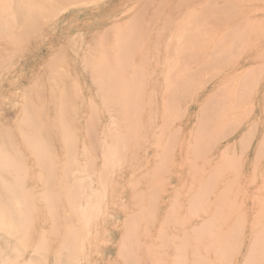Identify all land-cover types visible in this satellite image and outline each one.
<instances>
[{
    "label": "bare ground",
    "instance_id": "bare-ground-1",
    "mask_svg": "<svg viewBox=\"0 0 264 264\" xmlns=\"http://www.w3.org/2000/svg\"><path fill=\"white\" fill-rule=\"evenodd\" d=\"M94 1L0 0V264H264V7Z\"/></svg>",
    "mask_w": 264,
    "mask_h": 264
},
{
    "label": "rangeland",
    "instance_id": "rangeland-1",
    "mask_svg": "<svg viewBox=\"0 0 264 264\" xmlns=\"http://www.w3.org/2000/svg\"><path fill=\"white\" fill-rule=\"evenodd\" d=\"M103 1L104 0H95L91 4V7H89V8L86 7L87 10L84 9V10L87 11V14H88L87 16H92L91 12L94 13L93 14V22H94V25L97 28V30H100L103 27V20L106 17H109L110 18V16H111V14H100V13H98V8L100 7V5L103 4ZM92 7L94 8L93 10H91ZM258 7H264V0H253V8H258ZM77 8H79V7L78 6L75 7L74 5H70L66 9H64V11H62V13L59 14L58 17L65 16V17L69 18L72 15L70 21L67 19L66 23L62 27H65L66 26V30H72V31H76V32L82 33L83 34L82 35L83 38H81L80 40H78V42L83 43L86 40H88L89 30L86 29V28H81L80 30H76V28H77L78 23L81 22L82 19L88 18V17L87 16L81 17V16H79V14H74L75 12L78 11ZM136 8H137V4L135 6H133V9H136ZM233 10H235V7H233ZM258 12L260 13V11H258ZM258 12L257 13H253V18H254V16L256 14H258ZM122 15L120 17H123L124 20H126V18L129 17V16H127L124 13ZM125 22H123L122 24H124ZM257 30L258 29L253 28V48L256 46V42L258 41V40H256ZM139 44H142V42L139 41ZM261 46L264 48V44H261ZM80 48H81L80 46L76 47V49H80ZM57 52H58L57 54H60L61 53V51H57ZM99 53L95 54V57H98ZM63 55H64V61L61 63V65L62 66H66L67 63L71 64L73 62V60H74L75 56L77 55V53L76 52L69 51V52L64 53ZM27 58H28V55H25V54L24 55H21V56H18L16 58V60L14 61V63H15L14 66L15 67H13V70H12V78H13V74L17 75L19 72L25 70V69L22 68L21 62L23 60L27 59ZM83 66H84V63H81L80 66H79V68H83ZM25 72H27V71H25ZM80 75L81 76H85V75H87V72L83 69L80 72ZM261 76H263V75H261ZM7 77H8V75L6 74L4 76V78H7ZM22 85L23 84H19V87L22 86ZM6 89H8V88L2 87L0 89V91H5ZM253 96H254V93H253ZM95 98L98 101L97 97H95ZM23 100H25V99H23ZM15 102H22V101L21 100H15L14 99V100H12L9 103L1 104L4 108L0 106V109H3L4 112H5V114H6V120L9 123H11V124L15 121L16 117H18V112L16 111Z\"/></svg>",
    "mask_w": 264,
    "mask_h": 264
}]
</instances>
